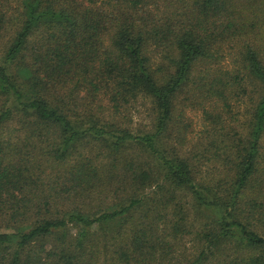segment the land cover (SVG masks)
<instances>
[{
	"label": "trees",
	"instance_id": "trees-1",
	"mask_svg": "<svg viewBox=\"0 0 264 264\" xmlns=\"http://www.w3.org/2000/svg\"><path fill=\"white\" fill-rule=\"evenodd\" d=\"M250 91L213 185L176 100L218 125ZM146 101L152 130H128ZM88 138L107 158L68 165ZM258 225L264 0H0V264H264Z\"/></svg>",
	"mask_w": 264,
	"mask_h": 264
},
{
	"label": "rangeland",
	"instance_id": "rangeland-1",
	"mask_svg": "<svg viewBox=\"0 0 264 264\" xmlns=\"http://www.w3.org/2000/svg\"><path fill=\"white\" fill-rule=\"evenodd\" d=\"M187 98L185 95L178 96V99L176 100V110L175 114L178 116L182 109L185 110V119H184V125L189 127V134L186 140L185 146L182 148L181 155L182 156H190L192 159L193 164L197 169H199L201 177H203L206 181L211 182L214 184L222 183L225 179V174L227 167L225 166V153H224V146L225 144L229 143V140L233 137H227L224 135L227 132H233L234 130L241 131L246 124L247 120V111L252 105V99H251V91L249 94H245L239 98H235L232 101V105L230 108H220V112L223 113V119H221V123L218 125L211 122L209 119H207V115L205 114V110L215 113L214 107L211 106L208 102H206V108L203 109L201 106V102L198 100H194L193 102L191 100H186ZM146 107L139 108L138 112H132V116H129V125L128 126L130 131L135 133H143L148 132L152 130V125H150V113L148 110L152 108V106L146 101ZM218 107H222V103H219L217 105ZM135 109V108H134ZM229 112H226V111ZM141 123L142 129L135 128L137 124ZM140 127V126H139ZM233 128V129H227ZM177 123H174L172 125L171 129H176ZM6 129H22L21 125L16 122L12 123L9 126L6 127ZM116 130V129H113ZM213 130H219V137L216 138V145L211 146L209 139H211V131ZM90 138L85 140L81 143V145L78 147V150L76 153H78L76 156H74L68 163V165L73 164V161L77 157H85V155L88 156V154H94V155H100L104 159L107 158V154L109 153L112 146H109L113 144V141L110 140L108 146H105L99 141H90ZM93 139V138H92ZM165 149H167L168 152H171V143L170 141L166 142ZM207 144H210V147L217 148V151L215 154H210L206 146ZM126 155H128L131 158H136L137 160L141 161V159L133 155L134 151L132 150H126ZM192 208V216L195 215V208ZM191 216V217H192ZM259 226V230L264 231L263 226Z\"/></svg>",
	"mask_w": 264,
	"mask_h": 264
}]
</instances>
